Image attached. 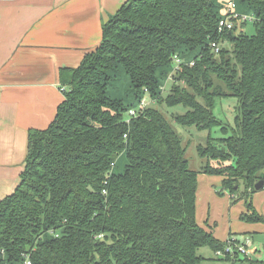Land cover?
<instances>
[{
    "label": "trees",
    "instance_id": "obj_1",
    "mask_svg": "<svg viewBox=\"0 0 264 264\" xmlns=\"http://www.w3.org/2000/svg\"><path fill=\"white\" fill-rule=\"evenodd\" d=\"M226 1L126 0L100 44L60 71L64 99L46 129L28 132L18 185L0 200V264H198L200 248L223 250L196 223L198 174L221 177L231 194L242 185L245 199L264 180V0H233L255 20L219 33ZM175 57L180 69L163 98ZM119 67L133 91L127 106L107 95ZM144 90L158 105L186 109L176 124L220 134L197 147L200 172L157 108L125 117ZM229 98L232 126L214 113ZM122 153L127 164L115 174ZM247 207L243 220L264 223ZM221 260L264 264L239 254Z\"/></svg>",
    "mask_w": 264,
    "mask_h": 264
},
{
    "label": "crops",
    "instance_id": "obj_2",
    "mask_svg": "<svg viewBox=\"0 0 264 264\" xmlns=\"http://www.w3.org/2000/svg\"><path fill=\"white\" fill-rule=\"evenodd\" d=\"M125 1L0 0V200L18 185L28 132L46 129L64 99L60 71L100 44ZM254 249L247 256L264 261Z\"/></svg>",
    "mask_w": 264,
    "mask_h": 264
},
{
    "label": "rangeland",
    "instance_id": "obj_3",
    "mask_svg": "<svg viewBox=\"0 0 264 264\" xmlns=\"http://www.w3.org/2000/svg\"><path fill=\"white\" fill-rule=\"evenodd\" d=\"M236 10L237 12L242 11L238 4ZM248 29L249 33L253 32L250 26H248ZM175 64L176 62L173 61L170 75L173 73ZM161 86V96L164 98L169 94L172 86V77L165 78ZM107 95L112 99L122 100L126 106L133 102L134 97L130 79L121 67L113 72V80L108 84ZM147 106L157 108L164 115L174 132L181 139L182 146L185 149L184 157L188 162L189 168L200 172L205 160L198 156L197 147L205 146L209 134L213 138L219 137L220 134L217 130L212 129L209 133L208 131L198 130L195 127H182L176 124L173 117L182 116L186 113V109L182 106L167 107L164 104L158 105L149 97ZM214 113L218 119L232 126L235 115L233 99L217 101ZM125 117L127 118L128 114H125ZM126 164V155L122 153L116 158L112 171L115 174L122 173ZM221 179L219 176L198 174L195 200L196 223L217 241L224 244L232 238L240 239L244 236L249 242L246 245L248 251L253 247L260 251L261 254H264V229L262 228L264 223L249 222L242 219L243 215L249 213L248 204H251L255 213L264 219V188L249 194L248 199H245L242 185H239V188L231 194L228 190L222 188ZM214 180L216 181L215 184ZM235 243L238 245L242 244L237 241ZM197 255L203 259L198 264H230L221 260L224 258L216 257L214 251L208 247L200 248L197 251ZM227 256L231 258L230 255Z\"/></svg>",
    "mask_w": 264,
    "mask_h": 264
},
{
    "label": "built area",
    "instance_id": "obj_4",
    "mask_svg": "<svg viewBox=\"0 0 264 264\" xmlns=\"http://www.w3.org/2000/svg\"><path fill=\"white\" fill-rule=\"evenodd\" d=\"M237 5L235 1L228 0L226 1L224 5V12L223 17L218 22V32L221 33L223 31H232V32H242V24L243 23H251L254 22L255 17L252 14H244L237 12L236 10ZM211 48L214 53H218L220 51V44L216 42H211ZM174 61L176 62L174 72L178 71L180 69L181 60L178 57L174 58ZM193 62L189 63V66H192ZM171 78V75L169 76ZM144 97L138 102L136 107L130 108L128 111V117H135L139 112H141L143 109H145L148 105V92L147 90H144ZM148 96V97H147ZM248 239L246 238L244 240L243 244H236L234 240L230 239L225 243V246L223 250H217L215 251L216 257L219 258H225L227 255H230L231 257L234 256V254L239 255H248L249 251L246 248V245L248 244ZM21 264H31L30 260L26 257L24 261Z\"/></svg>",
    "mask_w": 264,
    "mask_h": 264
},
{
    "label": "water",
    "instance_id": "obj_5",
    "mask_svg": "<svg viewBox=\"0 0 264 264\" xmlns=\"http://www.w3.org/2000/svg\"><path fill=\"white\" fill-rule=\"evenodd\" d=\"M263 188H264V180H260L254 185V190L255 191H259V190H261Z\"/></svg>",
    "mask_w": 264,
    "mask_h": 264
}]
</instances>
